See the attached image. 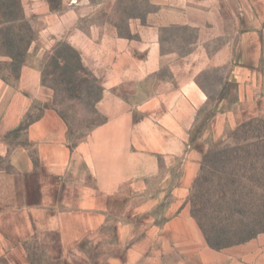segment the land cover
<instances>
[{"label": "rangeland", "instance_id": "obj_1", "mask_svg": "<svg viewBox=\"0 0 264 264\" xmlns=\"http://www.w3.org/2000/svg\"><path fill=\"white\" fill-rule=\"evenodd\" d=\"M59 1H53L54 10ZM151 9L156 8L148 0H110L98 21L127 36L129 20ZM262 32L258 54L242 55L240 63L235 54L231 64L197 76L207 101L188 130L184 161L166 163L156 154L151 160L123 159L115 176L99 177L93 160L77 173L88 188L86 214L62 205L56 215L0 216V264H264ZM194 42L192 29L161 31L162 53L186 55ZM73 52L63 40H42L20 0H0V78L15 85L21 65L34 66L49 93L46 102L34 101L21 126L5 136L10 148L24 144L26 127L45 109L65 123L70 148L87 142L106 121L98 107L102 89ZM62 57L69 69L63 70ZM236 66L243 69V92ZM166 76L165 68L153 79ZM225 113L229 118L218 120ZM8 161L0 157V168L12 172L10 156ZM247 232L256 233L226 247L208 243Z\"/></svg>", "mask_w": 264, "mask_h": 264}, {"label": "crops", "instance_id": "obj_2", "mask_svg": "<svg viewBox=\"0 0 264 264\" xmlns=\"http://www.w3.org/2000/svg\"><path fill=\"white\" fill-rule=\"evenodd\" d=\"M20 1L42 40H63L95 75L106 121L87 142L70 148L65 123L45 109L26 127L24 144L10 148L5 136L21 126L34 101L46 102L49 93L34 66H22L15 85L0 78V157L8 164L10 156L14 167L12 172L0 168V216L56 215L62 205L86 214L88 188L77 173L95 159L99 177L115 176L123 159L151 160L156 154L166 163L184 161L188 130L207 101L197 76L231 64L235 54L239 63L242 55L258 54L264 31V0H148L156 9L131 18L129 36L98 21L110 0H60L58 10L48 0ZM170 27L195 31L186 55L162 53L161 31ZM219 40L222 44L212 49ZM165 68L166 77L153 79ZM242 70H234L241 91Z\"/></svg>", "mask_w": 264, "mask_h": 264}, {"label": "trees", "instance_id": "obj_3", "mask_svg": "<svg viewBox=\"0 0 264 264\" xmlns=\"http://www.w3.org/2000/svg\"><path fill=\"white\" fill-rule=\"evenodd\" d=\"M53 1L54 0H48V2L50 3L51 6L53 4ZM74 56H75V58L77 60H79V56H78L77 52L74 53ZM11 58H12V60H15V58H13V57H11ZM57 59H60V55L59 54L57 55ZM53 63H54V65L56 64L55 59H53ZM79 63H81V60H79ZM60 64H62L63 70L69 69V67H70L69 62L66 60V58H63V57L61 58ZM21 67H22V65H21ZM255 233L256 232H253V233L247 232L246 234L240 233V236L239 235L238 236H231L230 238L225 239V240H220V238L217 236L216 238H212V240H208V243L212 247H226V246H229V245H232V244L244 242V241L250 239Z\"/></svg>", "mask_w": 264, "mask_h": 264}]
</instances>
